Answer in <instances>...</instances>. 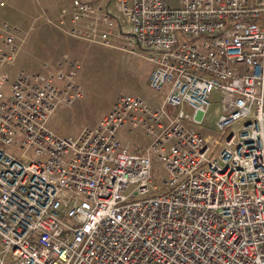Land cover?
<instances>
[{
	"label": "built area",
	"instance_id": "built-area-1",
	"mask_svg": "<svg viewBox=\"0 0 264 264\" xmlns=\"http://www.w3.org/2000/svg\"><path fill=\"white\" fill-rule=\"evenodd\" d=\"M172 1L44 15L150 63L162 95L120 94L74 138L47 124L80 98L79 64L20 70L25 35L0 19V264H264V0ZM212 104L217 133L202 130ZM123 128L149 141L123 145Z\"/></svg>",
	"mask_w": 264,
	"mask_h": 264
},
{
	"label": "rangeland",
	"instance_id": "rangeland-1",
	"mask_svg": "<svg viewBox=\"0 0 264 264\" xmlns=\"http://www.w3.org/2000/svg\"><path fill=\"white\" fill-rule=\"evenodd\" d=\"M57 2L60 4L57 6L64 9L72 0ZM169 2L175 4L172 0ZM50 7H56V1ZM16 26L23 31L26 38L18 62L20 70L27 73L39 72L43 64L54 62L63 52H67L72 58H65L66 60L79 64L75 82L80 87V98L70 105L56 107L47 124L57 135L76 137L83 128L93 126L110 109L116 97L123 93L139 96L152 106L160 104L161 99L156 98L158 94L151 92L147 86L146 70L149 65L138 56L99 44H87L81 40L75 41L76 45L72 49L66 47L68 45L58 46L59 38L55 30H59L52 25H30V21L26 20ZM214 96L215 93L210 99ZM217 115L218 104H212L203 131L217 133ZM120 132V143L123 145L140 146L149 141L140 130L128 132L123 128ZM154 173L153 182L156 184L163 171L160 166H155Z\"/></svg>",
	"mask_w": 264,
	"mask_h": 264
},
{
	"label": "crops",
	"instance_id": "crops-1",
	"mask_svg": "<svg viewBox=\"0 0 264 264\" xmlns=\"http://www.w3.org/2000/svg\"><path fill=\"white\" fill-rule=\"evenodd\" d=\"M52 3H49V2ZM56 1V7L52 8L53 2ZM8 5L6 7L0 8V19L6 22H9L13 25H20L21 23L26 22V20L30 21V25H52L48 24L44 20V15L49 16L52 21L55 23L59 20V11L61 6L57 0H7ZM52 8V9H50ZM66 25L69 26V19H66ZM53 26V25H52ZM55 27V26H53ZM55 29H58L55 27ZM54 29V30H55ZM59 30V29H58ZM57 37L59 41L57 43L58 46H66L71 49L75 47L78 39H74L65 33H62L60 30L57 31ZM82 41V40H81ZM87 43V42H85ZM90 44V43H87ZM64 58H71L67 52H63L58 58L56 57L54 62H47L48 64H54L57 61L63 60ZM146 62V61H145ZM148 63V62H147ZM147 72H146V80L148 81V77L150 72L152 71V65L148 63ZM162 95L158 94L156 98L161 99Z\"/></svg>",
	"mask_w": 264,
	"mask_h": 264
}]
</instances>
